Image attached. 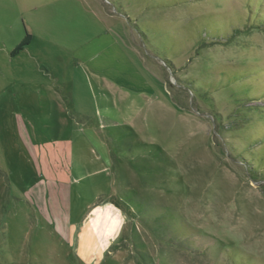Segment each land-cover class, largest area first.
<instances>
[{
    "label": "rangeland",
    "instance_id": "374dc122",
    "mask_svg": "<svg viewBox=\"0 0 264 264\" xmlns=\"http://www.w3.org/2000/svg\"><path fill=\"white\" fill-rule=\"evenodd\" d=\"M0 264H264V0H0Z\"/></svg>",
    "mask_w": 264,
    "mask_h": 264
},
{
    "label": "crops",
    "instance_id": "0c3cea01",
    "mask_svg": "<svg viewBox=\"0 0 264 264\" xmlns=\"http://www.w3.org/2000/svg\"><path fill=\"white\" fill-rule=\"evenodd\" d=\"M41 200L43 201V202H41V203H39V205H40V207H39V210H40V213H43V214H45L46 215V213H47V202H46V200H45V198L44 197H42L41 198ZM48 214V213H47ZM61 214H62V212H61ZM64 214H62V215H60L59 217H60V222H59V224L58 225H60L59 227H61L60 229H62L63 231H64V233H66L67 234V236L69 237V232H70V230H71V220H69V218H68V216H67V218L65 217V216H63ZM101 215H102V219H104V220H102L103 222L105 221V219L107 218V211H105V213L104 214H100L98 217L97 216H95V219H99V217H100V219H101ZM100 219H99V221H100ZM60 223H62V224H60ZM57 225V224H56ZM57 227V226H56ZM68 227V228H67ZM104 228L106 227V226H103ZM109 228V232L110 231H114V229H115V227L112 225V226H110V227H108ZM63 235V234H62Z\"/></svg>",
    "mask_w": 264,
    "mask_h": 264
},
{
    "label": "trees",
    "instance_id": "16d2710c",
    "mask_svg": "<svg viewBox=\"0 0 264 264\" xmlns=\"http://www.w3.org/2000/svg\"><path fill=\"white\" fill-rule=\"evenodd\" d=\"M233 31L236 32L237 29L234 30V27H233ZM31 39H32V35L30 33H27L24 40L12 51L11 54L13 56L19 54V52L23 50V48L31 42Z\"/></svg>",
    "mask_w": 264,
    "mask_h": 264
}]
</instances>
